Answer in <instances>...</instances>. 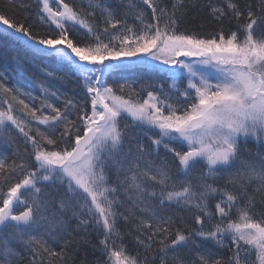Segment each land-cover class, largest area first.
<instances>
[{"label": "snow or ice", "instance_id": "6c2138e0", "mask_svg": "<svg viewBox=\"0 0 264 264\" xmlns=\"http://www.w3.org/2000/svg\"><path fill=\"white\" fill-rule=\"evenodd\" d=\"M53 4L0 7V136L25 145L0 158V232L28 264L82 246L99 255L81 264H264V152L241 147H264V0H207L210 33L187 0ZM0 256L19 253L0 240Z\"/></svg>", "mask_w": 264, "mask_h": 264}, {"label": "trees", "instance_id": "16d2710c", "mask_svg": "<svg viewBox=\"0 0 264 264\" xmlns=\"http://www.w3.org/2000/svg\"><path fill=\"white\" fill-rule=\"evenodd\" d=\"M66 2L69 3H74L77 6H83L84 8H86L89 4V2H91V0H66ZM169 2V0H164V3L167 4ZM192 3H195V7H192ZM206 3L207 0H187V7H188V11H187V20L186 23L191 26V27H196L199 28L201 24H203V30L205 32H211L214 30L215 25L213 23H210L208 20V15H207V8H206ZM0 7H3L6 9L7 5H6V0H0ZM19 11V10H18ZM35 6H33L32 9L28 10V14L30 19L35 20ZM150 12V10H148ZM131 23V19L129 21ZM54 27V26H53ZM85 30L80 29L78 32L75 33V36L78 39H83V32ZM70 35H72L70 33ZM41 79H47L50 81V92L49 95L51 93L52 90H55L56 88H59L60 91L66 93L68 96L72 97L74 96L75 98L79 99V92L80 89L78 87L75 86V84H60L58 82L57 79H52L50 77L47 76V73H43L41 75ZM45 85H41L39 83H37L36 88L37 89H42ZM38 95H44V93L41 91L39 93H37ZM3 93H0V96H2ZM25 99L26 102H30L29 99L27 98V93H25ZM59 103V102H57ZM8 105L5 104L4 108H7ZM3 110V109H0ZM17 117L22 119L23 122H27L28 121V117L24 114V112L21 109H18L17 113H16ZM41 128H43L44 126H40ZM10 131L4 133L2 136H0V158H3L5 160H7L8 163H11V157L13 155V152L15 151L16 147L19 146V149L21 151L24 150L25 145H24V141H23V137L22 134L14 127V126H9ZM12 137L14 138V143L12 144V146H9L8 143L4 142L5 140H7L8 138ZM145 142L147 143L148 141L145 139ZM255 144V143H254ZM242 147V156L244 159L246 160H251V161H255V162H259L258 158L256 156V152L257 151H262L264 152V148L263 147H259L257 145H252L251 143H247V144H243L241 145ZM251 153V155L249 154ZM161 154H163V150L161 149ZM169 159H171V154H168ZM211 182V181H209ZM213 186H218V185H213ZM255 183L253 184V187L255 188ZM182 190V189H180ZM193 192H195V188L192 189ZM131 194V193H130ZM198 195V193H197ZM190 206H194V205H190ZM172 212L177 213V214H182L180 212V209L174 204L172 206ZM186 219L188 220L189 225L192 224V220L191 217L186 216ZM76 224L75 220L71 221V225L74 227ZM121 228H124V224L123 221H121ZM37 231H42V230H33L34 235L36 234ZM15 237V229H13L12 227H8V228H4L2 232H0V240H4L7 241V244L9 245V247H11L15 252L19 253V257L16 256H12L10 257V259L13 261V264H28V253L25 251V248L22 244L18 243L17 240L14 238ZM92 239L95 240L96 236L95 234L92 235ZM214 250L216 251V253L220 256H223L225 258V260H227V257L230 256V253L227 252L226 249H215V247L213 246ZM57 251H59V249H56ZM187 249H180V252L182 255L187 253ZM70 255H74V261H70V264H81V262L87 258L89 261L95 259L96 256L99 255V253H93L91 248H88L86 246H82L80 248L79 251H76L74 253L70 252ZM255 258V256L253 257ZM0 259H3L2 256H0ZM52 259H58V258H52ZM169 264H174V262L169 259Z\"/></svg>", "mask_w": 264, "mask_h": 264}, {"label": "rangeland", "instance_id": "374dc122", "mask_svg": "<svg viewBox=\"0 0 264 264\" xmlns=\"http://www.w3.org/2000/svg\"><path fill=\"white\" fill-rule=\"evenodd\" d=\"M50 2V5H53V10H55V5L53 4V0H49ZM248 140H251V138H248ZM257 264H258V261H257Z\"/></svg>", "mask_w": 264, "mask_h": 264}]
</instances>
